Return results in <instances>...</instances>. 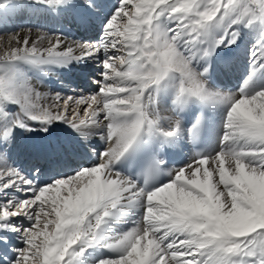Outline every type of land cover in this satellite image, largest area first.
Instances as JSON below:
<instances>
[{"label": "snow or ice", "instance_id": "obj_1", "mask_svg": "<svg viewBox=\"0 0 264 264\" xmlns=\"http://www.w3.org/2000/svg\"><path fill=\"white\" fill-rule=\"evenodd\" d=\"M162 16L172 27H161ZM254 24L264 30V0H119L98 43L69 44L55 34L33 39L32 30L9 34L0 43V119L29 131L32 121L44 132L65 123L84 137L99 128L107 143L98 163L37 185L43 169L29 178L3 165L11 133L0 130V196L9 189L26 196L0 199V246L8 247L9 232L23 244L10 264H80L87 248L105 241L107 219L141 202L139 225L104 242L117 254L97 264H264V87L249 91V82L264 72V43L252 51L238 94L214 93L207 86L209 68L197 70L216 47L236 43L237 26ZM216 30H222L218 38ZM101 52L98 91L87 97L41 91L20 68L66 67ZM168 83L175 87V105L198 100L224 104L227 111L218 150L198 153L173 169L166 183L149 189L162 160L145 169V186L116 166L153 137L171 143L180 135V122L161 127L154 107ZM8 104L18 111L8 112ZM200 124L188 130L193 140ZM15 217L29 225L13 224ZM0 264H8L6 254Z\"/></svg>", "mask_w": 264, "mask_h": 264}, {"label": "bare ground", "instance_id": "obj_2", "mask_svg": "<svg viewBox=\"0 0 264 264\" xmlns=\"http://www.w3.org/2000/svg\"><path fill=\"white\" fill-rule=\"evenodd\" d=\"M119 0H67L61 5H51L44 0H0V43L6 42L8 35L26 30H32V38L38 35L50 34L62 36L65 43L93 44L102 38L104 21L118 7ZM161 27L170 28L172 22L162 16L159 21ZM239 37L235 44L230 46L221 45L207 57L200 59L197 70L208 67L206 76L207 86L214 93L238 94L241 86L249 76L252 63V51L264 43V30L259 26L239 25ZM258 32L259 34L255 33ZM222 30H216L218 38ZM104 53L98 57H89L79 62H73L68 66H32L21 64V71L25 77L41 91L61 93L62 95L85 96L95 94L98 91V81L101 79V60ZM214 76L218 87L208 81ZM264 87V72L257 74L249 82V91ZM175 87L168 83L162 87L154 107L159 111L161 127L170 128L175 121L180 122L181 132L171 143L162 137H153L147 140L149 146L160 155L163 144L169 143L172 155L168 161H164V177L161 184L171 179L169 173L173 169L181 168L188 164L194 152L190 148L188 130L195 124V111L189 107L192 117L188 124H184L179 118L187 105L173 104ZM190 104V102H189ZM205 130L203 140L207 146L205 153H213L219 148V138L223 132V120L227 106L220 103H204ZM7 111L16 113L18 108L8 104ZM31 131L15 127L10 119H0V130L9 129L10 138L3 144L5 159L4 166L19 169L29 178L37 167L43 171L35 177L37 185L50 183L53 179L72 175L82 167H88L98 163L100 153L104 152L107 143L96 129L92 134L84 137L73 131L65 123H53L47 132L41 131V125L28 121ZM123 160V159H122ZM121 160V161H122ZM160 184V185H161ZM24 199L23 193L14 189L7 190L0 199ZM144 215L142 202L140 205L129 206L128 209L117 217H110L103 226L105 241L94 244L91 250L87 249L80 260V264H97V261L106 257L115 256L112 250L103 246L107 240L118 238L133 227H137ZM15 225L27 227L29 221L23 217H15L11 221ZM10 239L8 247L0 246V256L7 255L8 264L15 257L14 249L23 247L19 234L8 233Z\"/></svg>", "mask_w": 264, "mask_h": 264}, {"label": "rangeland", "instance_id": "obj_3", "mask_svg": "<svg viewBox=\"0 0 264 264\" xmlns=\"http://www.w3.org/2000/svg\"><path fill=\"white\" fill-rule=\"evenodd\" d=\"M16 1H23V0H16ZM258 25H256V27H257ZM255 33H257V34H259L258 32H255ZM92 247V246H91ZM91 247H89V248H87V251L89 252L92 248Z\"/></svg>", "mask_w": 264, "mask_h": 264}]
</instances>
